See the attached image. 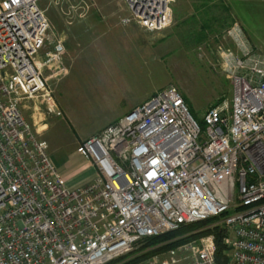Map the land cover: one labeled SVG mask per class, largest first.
<instances>
[{
    "label": "built area",
    "instance_id": "1",
    "mask_svg": "<svg viewBox=\"0 0 264 264\" xmlns=\"http://www.w3.org/2000/svg\"><path fill=\"white\" fill-rule=\"evenodd\" d=\"M41 1L0 0V264H109L210 218L227 231L228 264H264V54L242 27L226 34L233 48L218 49L230 104L210 107L201 125L177 87L157 90L80 143L97 175L69 189L24 114L31 102L63 115L50 82L67 72L65 43ZM175 2L125 0L121 22L164 31ZM200 247L148 264H219L213 234Z\"/></svg>",
    "mask_w": 264,
    "mask_h": 264
},
{
    "label": "rangeland",
    "instance_id": "2",
    "mask_svg": "<svg viewBox=\"0 0 264 264\" xmlns=\"http://www.w3.org/2000/svg\"><path fill=\"white\" fill-rule=\"evenodd\" d=\"M195 1L176 0L173 4L174 23L164 31L147 36L146 63L142 62V55L138 52L141 49H136V53L132 44L130 58L137 60L126 65L117 62L113 66L106 62L119 59L120 51L116 50L117 55L104 51L103 47L99 50L97 39L103 25L118 26L120 20L129 15L125 0L40 2L50 22V35L62 36L65 43L68 73L61 76L60 80L50 82L63 115H49L42 108L35 111L31 102H26L24 114L34 130L38 131L39 139L49 145V152L57 160L63 152L77 149L84 140L98 135L126 114L132 104L141 100L146 93L149 92V98L157 90L169 85H174L182 92L196 120V117L203 119L204 113L220 102L231 103L232 84L221 68L218 49L220 45L234 47L226 38V33L234 25H239L255 50L264 54V0H226L233 23L222 35H209L199 44L195 42L196 33L190 36L183 28V21L189 18L188 9L192 5L202 4ZM72 32L75 33L74 39L71 38ZM78 159L77 156L71 158V170L79 163ZM219 222V219H215L208 226L195 227L176 235L172 240L160 241L153 246L144 247L145 240L134 253L109 264H125L156 249V253L135 263L148 264L154 255L166 257L171 251L189 243L200 249L201 239L212 233L171 248L164 249V246L209 228L222 227Z\"/></svg>",
    "mask_w": 264,
    "mask_h": 264
},
{
    "label": "trees",
    "instance_id": "3",
    "mask_svg": "<svg viewBox=\"0 0 264 264\" xmlns=\"http://www.w3.org/2000/svg\"><path fill=\"white\" fill-rule=\"evenodd\" d=\"M194 3H202L201 5L193 6L195 13L191 16L189 15V10L192 6L188 9V19L183 21V28L185 33L191 35L196 33L195 42L201 43L203 39L207 38L209 35H222L223 32L231 26L233 23L232 15L230 11V7L226 5L228 3L226 0H196ZM200 14L201 16L197 15ZM175 17V15H174ZM199 32V33H198ZM227 34V33H226ZM225 37V36H224ZM186 100V99H185ZM194 114V113H193ZM195 115V114H194ZM196 116V115H195ZM198 122L202 125L203 119H199L196 117ZM117 121V120H116ZM115 121V122H116ZM114 122V123H115ZM113 124V123H112ZM217 218H210L201 222H197L194 224L182 226L180 229L168 232L166 234L147 238L144 247L153 246L157 242L164 241V240H172L175 238L176 235L182 234L188 230L194 229L195 227H204L208 226L209 224L213 223ZM212 233L215 236V243H216V259L219 264H228V258L226 255V245H225V238L227 236V231L222 227H215L213 229H206L201 231L196 235H190L186 238L176 239L171 241L170 243L164 246V249L171 248L174 246H178L181 243L200 237L201 235H207ZM144 240V241H145ZM157 250L153 249L144 253L143 255L137 256L134 259L129 260L128 263L125 264H135L138 261L144 259L147 256H150L156 253ZM112 263V262H111Z\"/></svg>",
    "mask_w": 264,
    "mask_h": 264
},
{
    "label": "crops",
    "instance_id": "4",
    "mask_svg": "<svg viewBox=\"0 0 264 264\" xmlns=\"http://www.w3.org/2000/svg\"><path fill=\"white\" fill-rule=\"evenodd\" d=\"M194 13L195 11L192 5V8H190L189 10L188 16H191ZM103 26L104 27H102L100 30L101 34H99L98 39H97L98 40L97 48L100 50L103 47L104 51H108V52L111 51V52H115L116 54H117L116 50L118 49V51H120L119 52L120 55L119 54L117 55L121 56L119 59L115 61L111 60L109 62H106L107 65H112V64L116 65L117 62L119 63L121 62V64H125V65L128 63H134L133 60L135 61L136 58H132V59L130 58V55H132L130 54L132 44L135 49L134 51H136V53H137L136 49H141L138 52L139 54L142 55L141 56L142 62L146 63L145 62L147 58L146 38L147 36L151 35L149 32H146L142 27L134 23L129 24V25H123L121 20H120V25L118 26H115V27L114 26L110 27V25H108V27L106 25H103ZM74 34L73 32L71 34V38L73 39L75 37ZM152 49H153V46L151 45V50ZM122 50H125V52L123 53ZM127 56L129 57L126 58ZM67 73H68V70L64 76H66ZM152 91L153 90H151V92ZM148 95H149V92L146 93L142 97L141 100L134 102L131 108L127 111L129 112L136 105L147 100ZM51 156H52L53 162L55 163L56 167L62 174L63 179L66 183V186L69 189L80 187L92 181L97 175V167L95 166V164L92 161L85 159L81 154H79L76 148L69 152H63L62 155L59 156L58 160L54 157L53 153H51ZM74 156H77L79 158L78 159L79 163L74 165L71 170L70 161H71V158Z\"/></svg>",
    "mask_w": 264,
    "mask_h": 264
}]
</instances>
